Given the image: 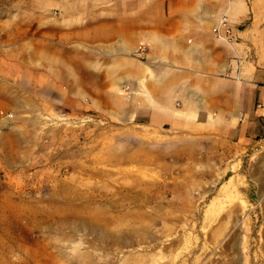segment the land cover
Returning <instances> with one entry per match:
<instances>
[{"label":"rangeland","instance_id":"obj_1","mask_svg":"<svg viewBox=\"0 0 264 264\" xmlns=\"http://www.w3.org/2000/svg\"><path fill=\"white\" fill-rule=\"evenodd\" d=\"M101 5L0 0V264H264V141L207 151L85 108L67 75L88 57L102 82L81 41Z\"/></svg>","mask_w":264,"mask_h":264},{"label":"crops","instance_id":"obj_2","mask_svg":"<svg viewBox=\"0 0 264 264\" xmlns=\"http://www.w3.org/2000/svg\"><path fill=\"white\" fill-rule=\"evenodd\" d=\"M101 9V34L86 22L81 40L87 53L101 46V84L95 91L93 58L84 68L71 60L67 75L86 79L85 108L207 151L264 141V0H102ZM221 16L226 40L212 31Z\"/></svg>","mask_w":264,"mask_h":264},{"label":"built area","instance_id":"obj_3","mask_svg":"<svg viewBox=\"0 0 264 264\" xmlns=\"http://www.w3.org/2000/svg\"><path fill=\"white\" fill-rule=\"evenodd\" d=\"M212 31L218 37H223L226 39L231 38V28L228 25L227 18L225 16H221L216 25L212 28Z\"/></svg>","mask_w":264,"mask_h":264}]
</instances>
